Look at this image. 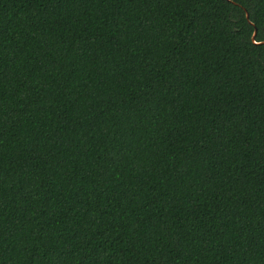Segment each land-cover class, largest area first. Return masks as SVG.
<instances>
[{
    "label": "trees",
    "instance_id": "1",
    "mask_svg": "<svg viewBox=\"0 0 264 264\" xmlns=\"http://www.w3.org/2000/svg\"><path fill=\"white\" fill-rule=\"evenodd\" d=\"M0 264H264V0H0Z\"/></svg>",
    "mask_w": 264,
    "mask_h": 264
},
{
    "label": "water",
    "instance_id": "2",
    "mask_svg": "<svg viewBox=\"0 0 264 264\" xmlns=\"http://www.w3.org/2000/svg\"><path fill=\"white\" fill-rule=\"evenodd\" d=\"M246 18H247V19L249 18L248 13L246 14ZM256 35H257V30L255 31V33H254V35H253V41H255ZM260 44H261V43H260Z\"/></svg>",
    "mask_w": 264,
    "mask_h": 264
}]
</instances>
